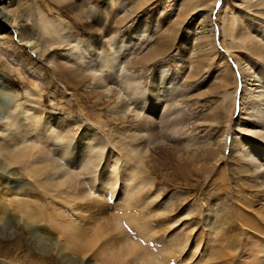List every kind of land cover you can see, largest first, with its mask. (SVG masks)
Returning a JSON list of instances; mask_svg holds the SVG:
<instances>
[{
    "label": "rangeland",
    "instance_id": "1",
    "mask_svg": "<svg viewBox=\"0 0 264 264\" xmlns=\"http://www.w3.org/2000/svg\"><path fill=\"white\" fill-rule=\"evenodd\" d=\"M76 1L0 3L6 13L0 22V128L15 119L24 123L18 104L29 99L43 116L49 154L56 156L61 144L45 129L52 112L73 124L72 137L93 132L104 151L96 170L82 171L60 189L64 193L53 188L54 194L25 195L32 180L20 169L0 170V188H7L6 205L15 214L0 219V242H12L14 231L18 241L1 248L0 264H63L62 254L71 258L68 264H139L149 253L157 258L153 264H264V185L245 171L251 165L234 146L249 138L254 146L253 136H260L259 124L246 123V131L238 121L248 120L246 90L261 84L264 91V49L260 54L257 48L264 45L263 0H88L82 9ZM140 24L146 25L142 31ZM60 25L79 38L85 61L95 57L92 67L107 86L70 55L76 43L46 42V29L59 31ZM243 32L255 40L242 43L237 37ZM107 35L115 37L114 46ZM116 49L143 103L109 78ZM161 65L168 91L160 94L155 72ZM1 137L0 158L9 143ZM136 144L141 150L131 151ZM4 177L21 188L11 190ZM16 198L32 202L38 231L18 224L10 204ZM58 239L73 249L58 254L52 244ZM131 243L138 246L128 250ZM113 254L120 260H110Z\"/></svg>",
    "mask_w": 264,
    "mask_h": 264
},
{
    "label": "bare ground",
    "instance_id": "2",
    "mask_svg": "<svg viewBox=\"0 0 264 264\" xmlns=\"http://www.w3.org/2000/svg\"><path fill=\"white\" fill-rule=\"evenodd\" d=\"M2 1L3 0H0V3ZM209 1H211V0H208V1L207 0H196V2H200V3H202V2L207 3ZM76 2H77L76 4H78L77 8L80 7L81 9L85 7V4H88V0H77ZM110 2H108V3H110ZM108 3H106L107 4L106 6L109 5ZM258 4L259 5L262 4L264 6V0ZM202 6H205V5H202ZM16 12H18V9H15L14 13H16ZM107 13L110 14L108 12V10H107ZM5 16H6V13H4V11L2 10V7H0V22ZM96 21H97V19H96ZM91 23L93 25L94 21L93 22L91 21ZM228 26H229L228 27L229 34L231 36H234V34H235L234 22H233V24H230V25L228 24ZM145 27H146L145 24H140L138 26V30L142 31ZM54 28H56V27H54ZM91 28L93 29V27H91ZM250 28H251V26H249V29ZM1 29H2V27L0 25V30ZM107 32H108V30H107ZM45 33L49 35L46 42L49 43L50 46L54 47L56 45H62L65 43L72 45L73 43H76V49L78 50V51L76 50V52L79 53V51L81 49V47H80L81 42L79 41V38L76 36H72V34L69 30L66 31L67 34L64 33L63 27L61 25L59 26V31H56L55 29H54V31H51L50 29H46ZM107 38H109V40H108L109 44L114 46L115 37H112V36L109 37L107 35ZM237 39H240L241 42L244 44L247 42H251L252 40H255V39H253V36L247 32H243V34L241 33V35L239 34ZM261 43L259 42V45L257 47L260 54H262V49H264V45H263V43L262 44ZM76 52H72L70 55L75 57V59L77 60V63H79L80 65H86V68L84 70L87 69L88 71H90V70L93 71L94 79H96V77L98 75V77H99V78L97 77L98 82L99 83L101 82L102 84L103 83L106 84L105 79L100 74H97L96 73L97 71L92 67V63L95 62V60H94L95 57L92 56L91 60L85 61L83 55L80 53L78 55V54H76ZM118 52H120V51L116 49L114 51L112 60H110V62H111L110 68L113 69V73H110L109 78L119 80V82H121V84H123L126 89H128L129 91L131 90V94H128V97L129 96L132 97L131 100L134 99V100H139L142 102V99H140V95H139L140 90L137 89V88H139V87H137L138 82L136 81V79H133L134 77L133 78L131 77V75L127 72V70H125L126 68L124 69V65H125L124 63H126V62L118 59V57L116 55ZM99 57H100V55H99ZM67 61H69V60H67ZM73 62L74 61H72L71 63H73ZM102 62L106 63V64L109 63L108 61H102ZM4 67H6V66L4 65ZM155 75L157 77L156 86H157L158 90H160V94L162 93V91H168V85L166 86L167 75L165 73V68L162 65L158 67L157 71L155 72ZM249 75H251L254 78V81L258 82L261 79V75L259 73H256V75H255L253 73L252 69H249ZM94 79L92 78V80H94ZM99 79H100V81H99ZM30 84H32V81ZM255 85H256V87H255ZM255 85L253 84L250 89L246 90L247 92H250V94H251V97L244 100L245 101L244 110H245V113L248 115V120L247 121L244 120L243 123H240L239 121H242L240 119L238 121V126L241 128L244 127L245 130L248 131L246 123L252 124L253 122H256L257 124H259V127H260V131L258 132L260 134V136L258 134H257V136H259V137L255 136V135L253 136L252 139L254 140V143H255L254 146L251 145L252 142L250 141L251 140L250 138L247 139V140H249V143L246 140L245 141L240 140L239 143H237V144L234 142V146H237V150H236L237 157H242V159H244L245 161H247L248 164L251 165L249 168H246L245 171H249L253 175V177H255L256 179H261V183H259V185H264V99H263V97H264L263 92L264 91H262L263 85H261V84L260 85L255 84ZM36 86H37V84H36ZM38 86H37V88H38ZM105 86H107V84ZM26 88H28V87H26ZM108 88H107V92L110 91V90H108ZM29 91L30 90L28 89V93H29ZM31 95H33V94H31ZM39 95H41V94H39ZM2 96H3V92L0 90V98H2ZM44 97H45V95H44ZM158 97H159L158 95H154V98H158ZM38 98L40 99L41 97H38ZM26 100H27V102L25 105H19L18 104V107H19L18 109H21L22 113L24 115V118H22L24 123L22 121L18 122L17 119H15V121H12L9 123H4L2 125L3 128L2 129L0 128L1 136L5 139L9 140V141L7 140L9 143H7L6 146L3 145L4 146L3 152H2V155L0 158V170L1 169L5 170L7 167H9L10 169L12 167L16 170L20 169V171H23L33 182H35L37 184V186L39 188L34 186V183L31 181L30 185L28 187H26L27 193H25V195H30L31 192H32V194L34 193V194L47 195L49 193H53V188L56 189L54 191L64 193L63 191H60V189L64 188L65 186L68 187L73 181H77L78 178H80V176L83 174L82 171H85L87 173H91L94 170H96L97 162L101 159V156L104 154L103 146H102L101 142L97 140V136L93 132H90L89 130H84L79 137H76V136L72 137L71 133H73L72 132L73 124L67 123L68 121H65V119L61 118L59 113L55 114L52 112L49 115L50 122H48V123L44 122L46 126L48 125V127H47L48 129L45 127L44 128L47 130L46 132H50V133L52 132L51 133L52 139L55 142L57 140H60L61 144H60V142L57 141V144H60L59 145L60 147L58 146L59 148H55V149H58V150H55V151H57L56 156L49 154V152H50L49 147H51V146H46L47 150H45L43 142H42L43 139H42L41 129L43 128V126H42L43 125V123H42L43 116L41 117L40 113H38V108H37L36 103L34 104V102H32L29 99H26ZM15 101L17 102L18 98H16ZM157 101H159V100L157 99ZM28 102H30V103L27 104ZM31 103H33L34 105H32ZM52 105H55V104H52ZM41 106H43V105H41ZM12 110L13 109L11 108V111ZM138 115H140V112L138 113ZM14 117H15V114H14ZM63 123H65V124H63ZM143 123H144V121H143ZM49 137H51V136L49 135ZM49 137L46 136V138H49ZM66 138H68V139H66ZM135 146L136 147H133V150H132V148H130V150L136 152L137 148H139L138 147L139 144H136ZM127 147H128V145H127ZM49 155H52L53 157H50ZM67 155H69V156H67ZM8 172H9V170H8ZM3 180H4V182H6L10 186V189L13 191H17L18 189L21 188L18 185H12L11 184L13 181L12 179L4 177ZM0 187H4V186L1 185ZM40 189L42 191H40ZM6 191H7V188H6V190H5V188H3V189L0 188V195H1L0 196V219H4L5 217L10 218V217H13V215H15V214H10V210H8L10 208H8V206L6 205V199H7ZM77 194H79V193H76V198H78ZM80 196H81V194H80ZM31 203H29L24 198H16V199L12 200V202L10 204L13 207V211H16L17 215L19 214V216L21 217L18 220V224L22 223V221H23L27 230H30V231L35 230V232H36V231H38V229H35L34 224L37 223L39 220H38V215L36 213H34V210L31 207V205H32ZM11 206H9V207H11ZM128 220H133V219L128 218ZM57 224H59V223H57ZM50 227H52V226L50 225ZM21 228H22V226H21ZM9 235L11 237L13 235L15 236L13 238V241L12 242L4 241L5 244H4V242H0V250L3 246L9 247L11 245L13 246V245L18 244V241L15 240L17 237L16 231L10 233ZM94 236H97V235L94 234ZM11 237H9L10 240H11ZM64 241H66V240H64ZM52 244L55 245V249L57 250L56 252L58 254H60L64 251H67L68 249H71L72 248L71 245H73V244L70 245V243L68 241L66 242V244L62 243L61 239L55 240ZM137 246H138V244L131 243V247L128 248V250H130V249L133 250V248L137 247ZM149 254H147V256H146L147 259L142 258V261H139V264H153L152 258L154 256L151 257L152 255L150 256ZM61 257H62L63 261H65V262L62 261L63 264H68V262L71 260V258L65 254H62ZM120 258H121V254H116V255L113 254L109 257V259L112 261L116 260V259L120 260ZM154 258H155V260H157L156 257H154ZM139 259H141V257H139Z\"/></svg>",
    "mask_w": 264,
    "mask_h": 264
}]
</instances>
